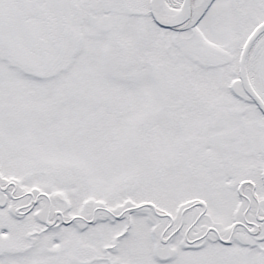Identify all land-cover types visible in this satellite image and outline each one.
Wrapping results in <instances>:
<instances>
[{"label": "snow or ice", "instance_id": "6c2138e0", "mask_svg": "<svg viewBox=\"0 0 264 264\" xmlns=\"http://www.w3.org/2000/svg\"><path fill=\"white\" fill-rule=\"evenodd\" d=\"M0 264H264V0H0Z\"/></svg>", "mask_w": 264, "mask_h": 264}]
</instances>
